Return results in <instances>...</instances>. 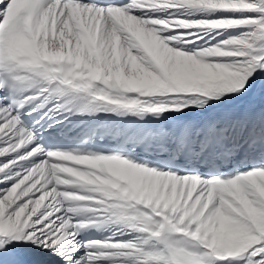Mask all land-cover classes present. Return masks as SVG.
I'll return each mask as SVG.
<instances>
[{
  "label": "snow or ice",
  "instance_id": "snow-or-ice-1",
  "mask_svg": "<svg viewBox=\"0 0 264 264\" xmlns=\"http://www.w3.org/2000/svg\"><path fill=\"white\" fill-rule=\"evenodd\" d=\"M0 264H264V0H0Z\"/></svg>",
  "mask_w": 264,
  "mask_h": 264
}]
</instances>
